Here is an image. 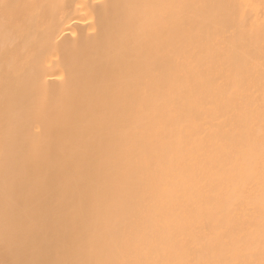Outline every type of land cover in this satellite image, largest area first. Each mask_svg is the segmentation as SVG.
Masks as SVG:
<instances>
[{
    "label": "bare ground",
    "instance_id": "1",
    "mask_svg": "<svg viewBox=\"0 0 264 264\" xmlns=\"http://www.w3.org/2000/svg\"><path fill=\"white\" fill-rule=\"evenodd\" d=\"M0 264H264V0H0Z\"/></svg>",
    "mask_w": 264,
    "mask_h": 264
}]
</instances>
